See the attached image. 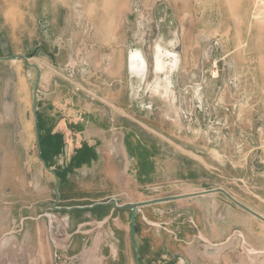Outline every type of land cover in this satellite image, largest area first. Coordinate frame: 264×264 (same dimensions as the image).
I'll return each instance as SVG.
<instances>
[{
    "label": "rangeland",
    "instance_id": "374dc122",
    "mask_svg": "<svg viewBox=\"0 0 264 264\" xmlns=\"http://www.w3.org/2000/svg\"><path fill=\"white\" fill-rule=\"evenodd\" d=\"M262 2L0 0V57L30 54L40 47L30 63L39 67L43 81L55 76L67 84L74 82L69 86L76 89V111L97 110L111 120L112 128L117 129L113 146L120 145L125 131L130 143L136 140L134 134L139 136L137 146L145 148L144 162L155 164L150 186L195 191L128 203L158 200L140 207L160 205L154 220L141 217L140 221L155 235H165L184 250L194 243L187 230L195 226L192 212L177 205L179 199L213 192L210 194L230 202L221 190L264 219ZM158 46L175 54L178 60L177 68L167 77L155 71ZM135 50L144 54L148 62L141 81L131 75L127 66ZM52 56L57 65L72 57L71 63L75 62L79 71L68 78L54 69L57 66ZM100 58H110L105 64L106 73L98 68ZM164 61L169 64L173 59ZM167 80L171 86L165 92ZM34 81V71L26 69L21 61L0 62V117L16 118L17 132L21 130L20 116L28 124L33 121ZM109 87L111 94L103 93ZM104 97L108 98L105 106L100 103ZM12 129L0 120V264H78L84 255L74 257V237L89 242L95 232L84 233V224L88 223L90 229L99 227L92 226L90 218H73L46 206L32 220L30 212L20 208L23 199L15 207L12 205L15 199L11 196L15 194L6 189L11 183L8 175L16 171V164L24 163L25 167L26 162L4 145ZM30 146L35 165L33 138ZM150 171V166L145 167V174ZM253 221L264 227L263 221L255 217ZM195 232L196 229L192 231ZM114 237L119 243L107 235L104 243L94 244L99 256L91 264H121L117 255L123 244ZM195 237L205 247L214 248L209 255L219 247L198 234ZM224 241L229 249L232 245L240 249L234 252L235 257L255 255L250 239L240 230H233ZM129 255L132 260V251Z\"/></svg>",
    "mask_w": 264,
    "mask_h": 264
},
{
    "label": "crops",
    "instance_id": "0c3cea01",
    "mask_svg": "<svg viewBox=\"0 0 264 264\" xmlns=\"http://www.w3.org/2000/svg\"><path fill=\"white\" fill-rule=\"evenodd\" d=\"M36 48L41 50L40 47ZM51 58L53 65L57 66L54 69L67 75L68 78L73 77L75 72L79 71V68L76 69L79 66H75V62L71 63L72 57H69L61 65L55 63L53 56ZM100 59L98 68L104 69L106 73L105 64L110 58ZM56 75L58 74L56 73ZM68 78L66 80L70 83L71 80ZM109 78L111 79V74ZM48 79L47 82L43 81L41 72L37 101L38 130L42 159L47 168L55 172L58 179L59 202L56 206L58 208H75L70 212L62 211L60 213H67L73 218H90L92 226L99 227L90 229L87 227L88 223L84 224L83 227L86 230L84 233L93 230L95 236L89 242L80 236H75L72 249L77 253L74 257L84 255L78 264L94 263L93 260L99 256V249L94 244L102 241L104 243V237L107 235L113 236L112 239L115 243H119V240L114 237L115 235L123 244L121 254L117 255L118 262L136 264L129 223L130 212L117 211L111 205H100L92 210L82 209L94 204H105L109 200H115L117 206H123L128 203L154 200L177 194H195L193 193L195 191L186 190L183 187L169 189V185L155 188L150 186L149 180L151 177L154 178L155 164L144 162L145 148L137 146L139 136L134 134L136 140L134 139V143H130L128 132L125 131L122 134L120 145L113 146L112 139L117 129L112 128L111 120L107 121L97 110L76 111L77 94L74 91L76 89L69 86L74 85V82L67 84L55 76ZM103 82L105 86V81ZM106 91L110 95L112 89L104 88L103 93ZM104 99L105 101L100 103L104 106L108 105L106 103L108 98L104 97ZM0 120L13 128L7 136L5 147L13 148L15 154L26 161L25 167L24 163L20 162L21 164H16V169H14L16 171L8 175L11 183L7 185L6 189L15 194L11 196L15 199V204L12 205L15 207L20 204V199H23V206L21 205L20 208L29 211L30 219L34 220L37 216L36 213L45 210L44 206L46 209L52 210L55 203L53 194L56 186L55 177L47 172L38 161L37 151L35 153L37 164L32 163L30 143L32 138L35 141L33 121L28 124L26 118L20 116L18 121L21 124V130L17 132L14 129L16 118L0 117ZM146 150L149 151V148ZM7 153L10 155V150H7ZM149 166L151 173L145 174V167L149 168ZM24 199H28V201ZM177 202V205L186 207L192 212L190 216L194 220L193 230L196 229V232L192 233L191 229L187 230V234L194 243H190L183 250L180 245L169 242L165 235H155L154 230L147 228L140 221L141 217L154 220L155 209L157 207L161 209L160 205L152 204L138 208L136 241L140 252V264H256V262L264 264V227L258 226L251 215L213 194L189 196L179 199ZM102 228H104L103 232H101ZM233 230H240L248 236L251 242L249 244L255 255L247 256V258L243 256L240 258V255L235 257L234 252H239L240 249L233 245L229 249V245L224 243ZM196 234L202 240L214 244L216 247L219 246L216 248V252L209 255L208 251L214 248L210 249L208 246L202 245L196 239ZM131 251L132 260L129 255Z\"/></svg>",
    "mask_w": 264,
    "mask_h": 264
},
{
    "label": "water",
    "instance_id": "95a60500",
    "mask_svg": "<svg viewBox=\"0 0 264 264\" xmlns=\"http://www.w3.org/2000/svg\"><path fill=\"white\" fill-rule=\"evenodd\" d=\"M38 49L39 48H35L32 51V53H30V54H23V55L12 54V55H9L7 57H0V62L21 61L26 69L33 70L35 72V81H34L33 88H32V101L31 102H32V116H33L34 132H35L37 159L43 165V167L46 169V171L49 172L50 174H52L56 180V186L53 190V194L55 196V203L52 206V210L56 211V212H62V211L70 212L75 208H71V209H69V208H58L56 206L59 202L58 179L55 175V172L53 170H51L50 168H47V165L41 156L42 151H41V140H40V135H39V130H38L39 119H38V105H37V101L39 98V83L41 80V73H40L39 67L36 64L30 63V61L35 57ZM60 163H62V161H60ZM219 192L222 193L223 195H225L228 198V200L231 202L232 205H234L235 207L239 208L240 210H242V211L248 213L249 215H251V216H253V217L264 222L263 218H261L260 216H258L254 212H252L251 210L247 209L243 205L237 203L233 199H231V197H229L224 191L219 190ZM210 193H213V192H204V193L197 194V195H206V194H210ZM160 201H163V200H160ZM154 202H159V201L157 200V201L146 202V203L126 204L123 206H117L115 200H109L105 204H94L90 207L83 208L82 210H92V209H94L100 205L101 206H110L111 205L117 211L130 212L129 223H130V230H131V234H132L133 247H134V251H135V263L140 264V261H139L140 252H139L138 243L136 241V215H137L138 208H140L144 205H147V204L154 203Z\"/></svg>",
    "mask_w": 264,
    "mask_h": 264
},
{
    "label": "bare ground",
    "instance_id": "6f19581e",
    "mask_svg": "<svg viewBox=\"0 0 264 264\" xmlns=\"http://www.w3.org/2000/svg\"><path fill=\"white\" fill-rule=\"evenodd\" d=\"M262 4L264 5V0L262 2ZM220 8V7H219ZM222 17V16H221ZM222 20V19H221ZM176 34V33H175ZM179 41V40H178ZM172 42V41H171ZM170 43V42H169ZM178 43V42H177ZM172 44V43H171ZM169 46V45H168ZM156 51H157V55H156ZM155 54H154V66H155V71L159 74H164L165 77H167L168 74H170V72L174 71L177 68V57L175 54L166 51V50H162L161 46H158L156 48ZM176 51V50H174ZM177 53V52H176ZM144 55V54H143ZM142 53L139 50H135L134 52L130 53V58L129 59V65L127 64V66H129V70L132 76H135L137 80L141 81L147 71V63L145 58L143 57ZM164 58H172L173 61L171 63H166L164 61ZM181 60V57H180ZM182 62V61H181ZM168 67V68H167ZM152 68V67H151ZM151 70V69H150ZM151 74V73H150ZM152 76V75H151ZM171 76V75H170ZM163 77V76H162ZM150 80V79H149ZM148 81V80H147ZM144 82V81H143ZM148 83V82H147ZM160 83H162V81H160ZM150 84V83H149ZM144 85V83H143ZM171 86V82L169 80H167V82L165 83V87L164 84L162 87H164V91L167 92L169 91V88ZM154 88V87H153ZM152 88V89H153ZM162 91V90H161ZM156 93V92H155ZM174 93V92H172ZM196 95V94H195ZM174 98V95H173Z\"/></svg>",
    "mask_w": 264,
    "mask_h": 264
},
{
    "label": "flooded vegetation",
    "instance_id": "af4514ba",
    "mask_svg": "<svg viewBox=\"0 0 264 264\" xmlns=\"http://www.w3.org/2000/svg\"><path fill=\"white\" fill-rule=\"evenodd\" d=\"M156 55H157V51H156Z\"/></svg>",
    "mask_w": 264,
    "mask_h": 264
}]
</instances>
